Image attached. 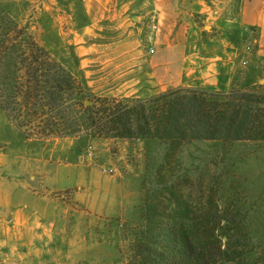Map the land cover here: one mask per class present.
I'll return each mask as SVG.
<instances>
[{
    "label": "crops",
    "instance_id": "crops-1",
    "mask_svg": "<svg viewBox=\"0 0 264 264\" xmlns=\"http://www.w3.org/2000/svg\"><path fill=\"white\" fill-rule=\"evenodd\" d=\"M240 27L256 29L253 58L264 63V0H244L237 26L221 34L205 26V36L195 22L180 23L172 7L163 9L146 81L140 76L138 86L123 84L121 99L179 90L227 93L241 68ZM49 142L61 144L0 156V264H138L145 164L132 143L139 141L94 139L92 161L75 139L43 143ZM121 142L127 150H114Z\"/></svg>",
    "mask_w": 264,
    "mask_h": 264
},
{
    "label": "trees",
    "instance_id": "trees-1",
    "mask_svg": "<svg viewBox=\"0 0 264 264\" xmlns=\"http://www.w3.org/2000/svg\"><path fill=\"white\" fill-rule=\"evenodd\" d=\"M0 109L29 137L158 141V171L145 175L144 247L138 264H264L252 260L247 216L209 195L198 208L168 186L170 160L195 142L264 143V93L171 91L146 102L96 98L30 36L0 14ZM27 135H29L27 137Z\"/></svg>",
    "mask_w": 264,
    "mask_h": 264
},
{
    "label": "rangeland",
    "instance_id": "rangeland-1",
    "mask_svg": "<svg viewBox=\"0 0 264 264\" xmlns=\"http://www.w3.org/2000/svg\"><path fill=\"white\" fill-rule=\"evenodd\" d=\"M244 0H0V14L30 36L78 83L96 98L121 100L119 90L126 82L145 83L147 62L159 44L156 35L159 14L172 7L180 23L195 22L205 36V26L216 31L237 26ZM163 3L164 8H161ZM232 22V23H231ZM210 32V31H208ZM242 51L241 68L233 79V91L264 93V63L253 58L258 40L256 29L238 33ZM174 37V35H173ZM145 78V79H144ZM145 90V89H144ZM131 100V99H130ZM146 102L149 99H137ZM29 135H27L28 137ZM77 140L88 161L94 159L92 137L88 134L29 140L0 109V156L5 159L17 151L57 147L50 139ZM25 139V140H24ZM39 144V145H38ZM103 151L108 147L101 143ZM117 144V143H115ZM120 143L114 150H127ZM143 150L145 175L153 177L163 162L166 146L158 141L133 142ZM91 148L90 152L88 149ZM24 150V149H23ZM135 150V147H131ZM90 153V155H89ZM84 155V154H83ZM105 159L108 154L100 153ZM108 156V157H107ZM163 172L168 186L193 205L206 208L209 195L221 205L232 204L247 216L254 260L264 255V143L240 142L230 149L221 142H195L183 150L178 164L173 157ZM144 175V180H145ZM145 186V183H144ZM144 190V187H143Z\"/></svg>",
    "mask_w": 264,
    "mask_h": 264
},
{
    "label": "built area",
    "instance_id": "built-area-1",
    "mask_svg": "<svg viewBox=\"0 0 264 264\" xmlns=\"http://www.w3.org/2000/svg\"><path fill=\"white\" fill-rule=\"evenodd\" d=\"M151 54H154V51H151ZM90 150H91V148L88 149L89 152H90ZM89 155H90V153H89Z\"/></svg>",
    "mask_w": 264,
    "mask_h": 264
},
{
    "label": "water",
    "instance_id": "water-1",
    "mask_svg": "<svg viewBox=\"0 0 264 264\" xmlns=\"http://www.w3.org/2000/svg\"><path fill=\"white\" fill-rule=\"evenodd\" d=\"M207 31H209V29H206Z\"/></svg>",
    "mask_w": 264,
    "mask_h": 264
}]
</instances>
